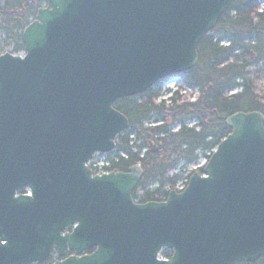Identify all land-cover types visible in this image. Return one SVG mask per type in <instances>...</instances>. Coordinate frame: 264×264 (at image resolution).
Instances as JSON below:
<instances>
[{
	"label": "water",
	"instance_id": "95a60500",
	"mask_svg": "<svg viewBox=\"0 0 264 264\" xmlns=\"http://www.w3.org/2000/svg\"><path fill=\"white\" fill-rule=\"evenodd\" d=\"M42 1L23 55H0V264H43L53 252V264L264 256L261 113L230 115L202 173L163 202L133 200L137 168L98 176L86 165L128 130L115 102L193 69L234 0Z\"/></svg>",
	"mask_w": 264,
	"mask_h": 264
},
{
	"label": "trees",
	"instance_id": "16d2710c",
	"mask_svg": "<svg viewBox=\"0 0 264 264\" xmlns=\"http://www.w3.org/2000/svg\"><path fill=\"white\" fill-rule=\"evenodd\" d=\"M263 3L234 0L200 41L196 66L178 76L182 87L197 92L195 102L183 100L179 92L158 102L168 79L115 102L114 108L127 118L129 127L116 138L110 169L127 173L139 167L142 176L132 193L137 203L164 201L167 187L173 189L177 181L169 175L179 164L194 162L199 152L211 153L230 133L225 124L230 115L257 111L264 126V93L258 88L264 77ZM43 6L42 0H0V38L11 46V54L23 52L22 31ZM191 121L195 125L189 127ZM151 186L155 188L149 190ZM170 256L169 250L161 253L163 259ZM250 264H264V256Z\"/></svg>",
	"mask_w": 264,
	"mask_h": 264
},
{
	"label": "rangeland",
	"instance_id": "374dc122",
	"mask_svg": "<svg viewBox=\"0 0 264 264\" xmlns=\"http://www.w3.org/2000/svg\"><path fill=\"white\" fill-rule=\"evenodd\" d=\"M262 8H264V3L262 4ZM4 53H11V46L10 45H4L2 43V38H0V55L4 54ZM254 69L255 68H251L249 71L252 72V71H254ZM179 84H181L179 77L167 80L163 84L162 90L167 89V88L168 89H171V88L176 89ZM258 88L261 92L264 93V77L261 79L260 83L258 84ZM237 91H238L237 89L234 90L232 92V94L237 93ZM194 93H195L194 91L191 93H189V92L183 93L182 92V94L180 96L183 98V100L191 101V103H192V102H195L196 98H197V95H195ZM187 125L189 127H192L193 125H195V121L188 122ZM146 126H150V125H146ZM176 130H177V127L173 128V131H176ZM141 154H142V152H141ZM206 156H207V154L205 155L202 152H199V154L197 156L198 163H195V164L200 165L201 163L205 162ZM190 166L191 165L183 166L182 164H179L177 166V168L175 169V171L172 172L169 176L170 177L176 176L177 177L176 183L181 182L186 178V176L189 174V172L192 169H194V167L191 168ZM194 171H196V170H193L192 172H194ZM154 188H155V186H151L148 189L153 190ZM138 194H141V192H138Z\"/></svg>",
	"mask_w": 264,
	"mask_h": 264
},
{
	"label": "built area",
	"instance_id": "2783aa9c",
	"mask_svg": "<svg viewBox=\"0 0 264 264\" xmlns=\"http://www.w3.org/2000/svg\"><path fill=\"white\" fill-rule=\"evenodd\" d=\"M202 165V164H201ZM201 165L193 164L192 167L197 168ZM109 166V162L107 160H102L101 162H96L95 160L91 162V167L93 168L94 172L97 174H102L105 172L104 168ZM185 181L183 183H179L177 186L178 190H182L184 188Z\"/></svg>",
	"mask_w": 264,
	"mask_h": 264
},
{
	"label": "flooded vegetation",
	"instance_id": "af4514ba",
	"mask_svg": "<svg viewBox=\"0 0 264 264\" xmlns=\"http://www.w3.org/2000/svg\"><path fill=\"white\" fill-rule=\"evenodd\" d=\"M132 168H137V169H139L138 166H135V167H132ZM132 168H131V169H132ZM131 169H130V170H131ZM130 170H129V172H130ZM85 253H86V254H89L88 251H86ZM69 255H70V252L67 251V252H66V256H69ZM59 259H60V258H59L58 256L53 255V261H57V260H59Z\"/></svg>",
	"mask_w": 264,
	"mask_h": 264
}]
</instances>
